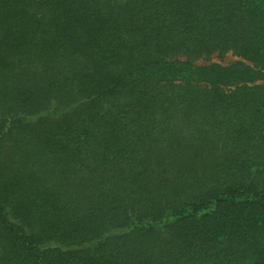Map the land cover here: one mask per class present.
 <instances>
[{
  "label": "trees",
  "instance_id": "16d2710c",
  "mask_svg": "<svg viewBox=\"0 0 264 264\" xmlns=\"http://www.w3.org/2000/svg\"><path fill=\"white\" fill-rule=\"evenodd\" d=\"M0 264H264V0H0Z\"/></svg>",
  "mask_w": 264,
  "mask_h": 264
},
{
  "label": "rangeland",
  "instance_id": "374dc122",
  "mask_svg": "<svg viewBox=\"0 0 264 264\" xmlns=\"http://www.w3.org/2000/svg\"><path fill=\"white\" fill-rule=\"evenodd\" d=\"M232 58H233V57L229 55V56H227V57L225 58V61H230V60H232Z\"/></svg>",
  "mask_w": 264,
  "mask_h": 264
}]
</instances>
